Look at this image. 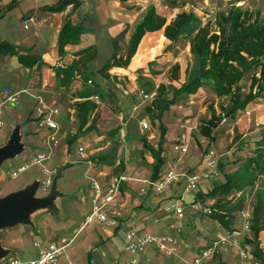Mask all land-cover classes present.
Instances as JSON below:
<instances>
[{
  "label": "rangeland",
  "instance_id": "obj_1",
  "mask_svg": "<svg viewBox=\"0 0 264 264\" xmlns=\"http://www.w3.org/2000/svg\"><path fill=\"white\" fill-rule=\"evenodd\" d=\"M56 1L58 0H13V2L8 3L3 8L5 10L0 12V15H3L0 18V43L15 45L14 51L16 54L37 56L39 58L40 43L36 41V26L34 23L29 22V17H35V20L39 23L44 16L50 22L51 16H47L49 12L42 11L41 6L30 8L36 2L45 4ZM86 1L88 4L85 7H81L77 11L76 17H74V24H80L83 29L79 42L80 46L78 45V47L94 46L96 55L92 60L85 63V67L81 68V71L87 72L88 79L91 80V84L87 85L89 87L97 86L100 90V95L103 97V99L98 97L96 102L97 109L90 117L87 125L91 126L90 130L83 129L79 132L76 118L73 116L72 120L69 119L70 112L67 111L74 103L72 98L75 96V92H79L83 88V81L75 80L72 83V87L70 85L65 92L56 87V82L52 87L46 86L43 90V82L47 81L49 85L51 79H53L51 72L41 71L43 67L41 68L40 65L32 68L25 67L17 63V56H10L0 52V93L4 95L15 94L18 98V102L13 104L4 114L5 127L0 131V147L6 145L16 127H19L22 137L21 142L24 146V150L20 155L12 160L3 162L0 166V198L23 189L27 183V185H30L33 181L43 180L46 177L42 172L43 167H45L50 171L51 184L54 179H57V189L63 194L60 198L63 199L62 202L60 203L57 199L55 204L60 203V206L65 208L66 204L74 201L79 203L82 196L85 198V203H90L88 198L90 193L89 179L86 174L85 162L75 161L71 170L62 168L56 161L55 156L42 165L33 163V158L38 153L47 151L42 144V133L36 131L35 109L37 98H42L47 104H52L54 100L58 104L57 106L61 110V118L59 120L61 142L69 147L70 155L75 157L76 147H83L86 149L89 161L92 164L108 165L111 167V174L114 176L122 175V172L127 169V173L124 172V174H129L132 177L136 176L140 171L150 168L145 157H149V154L146 153L147 151L143 147L141 137L146 138L150 133L154 132L158 135L161 133L160 123H152L155 111H148L152 102L143 101L139 91L156 93L160 86H164L167 89V98L170 99L173 95V88L179 89L196 71L195 60L189 52L187 41L180 40L179 43L171 45L166 53L163 51L169 45L168 41L164 42L157 54L153 56H149L150 51L147 50L145 52L146 58L141 61L139 66L133 69H129L130 65L126 69L111 68L104 77L99 72L103 65L112 57L115 48L119 56L125 55L127 44L134 29L141 23L150 8H154L158 15L165 18L166 24H169L180 13L176 12L177 8L184 5V2L192 3L191 1ZM202 1L196 0V4L200 5ZM9 5L13 7L6 12ZM230 9L248 13L259 12L261 17H263L264 0H215L205 7L203 14L196 12L191 14L197 19L196 21L200 27L209 21H213V17L216 14L227 12ZM42 12L46 15L43 16ZM71 15H73V12H71ZM25 26L26 29L24 28ZM159 34L163 35V30L150 36L157 38ZM49 37L52 38V34H49ZM75 54V48L66 51L60 68L69 66ZM176 64L179 65L178 80L173 81L171 72ZM54 69L56 68H52L53 73ZM46 73H49V75H46ZM252 75L253 72L244 74L239 82L238 85L242 95L249 92ZM179 104L181 109H177ZM170 107L171 110L167 114V118L168 121L172 119V123L166 121V126L162 125L164 132H166V140L163 144L167 155L171 160L173 159V162L174 160H181L179 154L174 152L172 145L177 142L178 138L176 137L181 132L180 130L184 134L185 128L175 129L173 123L179 121V124L183 125L185 120H189L186 128L191 129L189 130L191 136L190 145L196 146L198 153L202 154L207 149L213 148L220 156L219 177L214 181L213 186H219L223 182L224 175H226L224 173L228 172L231 191L226 196L206 194V197L203 196L199 199L204 200L206 203L208 202L206 199L211 200L212 202L207 203L208 205L218 211L220 209L222 215L223 212L225 213L230 231H227L228 229L224 227L222 228L212 216L196 213L190 208V204H185L182 233L180 235H176L173 231H168L167 233V235L179 241V250L175 253H177L176 256L178 255L181 258V262L173 257L171 259L173 261H169V264L175 263L174 261L176 260L177 264L191 261L200 251L211 247L219 237L227 236L232 231L239 232V235L229 240H235L242 249L247 250L253 258L251 261L264 264V249L262 250L260 247L259 236L254 241L252 230L247 233L243 232L240 218V212L248 210L252 216L251 227L257 223L259 227L264 228V180L258 177L260 174H263L261 176L264 177V160L261 161L262 163L257 162V158L253 156L257 154V151L245 152L246 147L241 146L237 150L233 148L235 150L231 152L228 156L229 158L224 159V162L222 154L231 149L239 136L237 131L235 132V129H233L235 141L233 140L230 143L228 137H223L225 132L234 128L232 116L226 113L230 107L229 97L217 98L205 86L196 97L189 98L184 96L183 98H178L176 103ZM236 113L249 115L248 112H245V109ZM223 119L226 121L223 122ZM142 122H147L149 126L151 124L150 131L140 133V124ZM213 122L215 123L212 131L217 128L215 134H213L214 130L212 133L213 137H203L200 133L201 128L210 129ZM161 137L163 136L161 135ZM241 151L245 152L240 153L241 156H246V158H240L237 155ZM192 155H194L193 148L190 147L188 157ZM252 156L253 158H250ZM173 165L169 170L173 168ZM178 165L176 166V171L179 173L185 163L182 161ZM20 166H27V168L16 178H10L11 170H16ZM60 174L63 175L61 178H59ZM213 186L210 187L209 192L213 189ZM245 187H249V189L247 188L245 193L240 194V190ZM131 189L135 195L141 194L137 185L132 186ZM181 189L184 192L183 185ZM46 195L47 193L43 194L39 190L36 193V197H45ZM85 207L79 223L73 226V230L74 228L78 229L83 223V215L86 212ZM255 210L258 211L257 222L255 221ZM30 221L31 225H17L0 231L1 245L4 249L10 251L7 259H35L37 248L33 244L35 242L39 243L40 239L43 238L42 235L58 236L59 234H65L72 236V230L67 231L65 229L67 224L59 214H53L50 211H39L31 215ZM90 229L91 226L85 228L82 234L77 237L73 246H77L81 242L83 234ZM44 231L46 234H44ZM255 246L259 248L262 254L263 259L260 261L256 260L252 255ZM216 253L217 255L214 258ZM155 256L160 257L157 254ZM165 262L166 260L164 259ZM208 262H212V264H242L233 246L218 248L216 252L211 254L207 264Z\"/></svg>",
  "mask_w": 264,
  "mask_h": 264
},
{
  "label": "trees",
  "instance_id": "obj_2",
  "mask_svg": "<svg viewBox=\"0 0 264 264\" xmlns=\"http://www.w3.org/2000/svg\"><path fill=\"white\" fill-rule=\"evenodd\" d=\"M69 4H73L72 10H76L80 6L79 2L62 0L58 7L50 10L61 11ZM196 20L193 14L180 12L169 24H166L165 18L158 15L154 8H150L141 23L134 29L127 44L125 55L119 56L115 48L112 57L100 69L101 76H106L111 68L126 69L130 65L129 69H133L139 66L141 61L146 58L145 52L147 50L150 51L149 56H153L157 54L166 41L169 42V45L164 49V53L168 51L171 45L179 43L180 40H185L189 45V52L195 60L196 71L179 89L173 88V95L170 99L167 98L166 87L160 86L157 89L151 108H148L149 112L155 111L153 120L160 121L163 113L174 105L178 98L195 95L199 89L205 86L217 98L229 97L230 107L226 111L227 115H233L237 111L245 109L249 103L264 93V16L261 17L259 12L248 13L230 9L227 12L216 14L214 21H209L204 26L199 27ZM82 30L80 24H73L70 18L65 19L57 38L58 55L61 59L66 55L65 48L67 46L79 44ZM160 30H163V35L159 34L157 38L150 36ZM15 48L13 45L0 43V52L17 56L20 65L30 68L37 65L44 66L37 56L16 54ZM95 55V47L90 46L76 53L75 59L69 66L54 69L57 87L66 89L77 79L83 81V88L75 97L80 101H75L71 105L79 132L83 129H91V126L87 125L90 117L96 111L97 105L90 98L97 96L103 99L97 86L89 87L87 85L89 81L87 72L81 71V68L85 67V63L92 60ZM249 72H253L251 86L249 92L242 95L238 84L243 75ZM171 73L172 80H178L179 65H174ZM214 123L211 124L210 129L201 128L200 133L203 137H211ZM160 127L161 133L164 134L163 127ZM141 140L143 147L155 160L154 172L156 173V170L162 165L158 152L161 151L164 141L161 138L159 149L156 151L146 144L143 137ZM230 191L231 182L227 179L225 184L213 188L207 195L220 194L226 196ZM197 197L202 198L203 196L197 195ZM254 214L257 222L258 211L255 210ZM211 216L222 227L228 229L227 231H230L225 214L216 213ZM251 230L253 240L256 241L264 228L255 223ZM252 255L256 260L263 259L259 248L256 246Z\"/></svg>",
  "mask_w": 264,
  "mask_h": 264
},
{
  "label": "crops",
  "instance_id": "obj_3",
  "mask_svg": "<svg viewBox=\"0 0 264 264\" xmlns=\"http://www.w3.org/2000/svg\"><path fill=\"white\" fill-rule=\"evenodd\" d=\"M73 1L79 2L77 0H73ZM189 1L196 4V0H189ZM10 2H13V0H0V12L2 10H5L3 9L4 6H7V4ZM61 2L62 0H58L54 3H45V4L44 3L40 4L36 2V4L30 8L32 9V8H36L37 6H41L42 11L45 10L49 12V14L51 13V15L47 14V16H51L50 22H48L49 19L44 16L46 14L42 12L44 16L42 18L43 20H41V22L39 23L37 21L36 23H34V25L36 26V37H37L36 41L40 43V47L38 51L39 52L38 54L40 55L39 59L42 61L44 65V66H41V68L43 67V70L41 71L51 72V77L53 78L51 79V82L49 85L47 84V81L43 82L42 84L43 90L46 88V86L52 87L53 85H55V82H56V79H54L55 73H53L52 68L60 67L61 63L63 62L62 60L63 58L61 59L58 55L57 38H58L59 31L65 19L70 18L71 22L74 24V17H76L77 11L81 7L83 6L85 7V5L88 4L87 1L84 0L82 2L80 1L81 3L79 2L80 6L76 10H72L73 4L67 5L61 11H51L50 10V9L58 7ZM208 4L209 3H205V1H202L200 6L205 5V7H207ZM12 7H13L12 5H9L6 9V12ZM71 12H73V15H71ZM180 12L182 11L180 10ZM46 22H48L47 25H45ZM49 34H52V38L49 37ZM78 45L80 46V44ZM78 45L67 46L65 50L69 51L72 48H75V52L78 53L90 47V46L78 47ZM74 59L75 57L72 60ZM46 75H49V73H46ZM56 87H57V83H56ZM70 87H72V83ZM57 88H60L63 92H65V90H67L68 87L66 89L61 88V87H57ZM201 90L202 89H199L198 93ZM79 92H75V96H73L72 101L74 102L80 101L79 99L75 98L77 97ZM198 93H196L195 95H188V97L194 98L198 95ZM52 104H55L56 106L58 105L55 100L52 102ZM177 107H178L177 109H181L180 104ZM170 110H171V107H169V109L163 113L160 121L153 120L152 123L158 122L160 123V126L162 125L166 126L165 125L166 121L171 122L172 120L171 119L168 121V118H167V114L170 113ZM67 111L73 112L74 110H72V108H69ZM245 112H248L249 115L235 113L231 115L232 118L230 117L231 119H233L232 121H234V124H233L234 128H232V130H228L227 132H225L223 137L224 138L228 137L229 142L232 143V141L234 140L233 129H235V132L237 131V134L239 136H238V140H236V142L231 147V149L228 150V152H225L222 154L223 160L225 158H229L228 156L231 154V152L235 150L233 148H236L237 150L241 146L246 147L245 152L246 151L247 152L257 151V154L255 153L256 155H253L254 157L257 158L256 159L257 162H261L264 160V144H262V142H264V93L259 98L255 99L252 103H250L245 108ZM187 122H189V120H185L183 125H180L179 121H175V123H173L175 129L185 128V131H184V134L186 136L185 146L187 148V151L186 153H183V154L177 152L181 159V160H178V164L180 165L182 161L185 163V165L182 166V169L179 172L180 174H184V175H189V174H192L200 170L201 164H202L201 163L202 156H203L202 153H198L197 151L198 149H196V146L190 145L191 136H190L189 130L191 129L186 128ZM150 129H151V124H150L149 130L144 131L140 129V133L148 132L150 131ZM216 130L217 128L213 129L214 133L213 131L211 132V137H213V134H215ZM36 131L39 132L38 130ZM180 131L182 133L179 132V135L176 138H178L181 134H183V131L182 130ZM161 135L163 137H161ZM42 137H43V133H42ZM161 138L163 141L166 140V132H164V134L160 133V135H158L156 132L150 133L146 138H144V140L147 145H149L150 147H152L153 149L157 151L159 149V143L161 142ZM189 146L193 148L194 155L188 157V154L190 151ZM78 147L80 146H77L76 148ZM68 148L69 147H67L66 144L64 145V143L61 142V137L59 133L58 146L52 151L50 158L55 156L56 161L58 162V164H60L62 168L66 170L68 169L71 170L73 169L72 166L74 165V162L75 161L78 162L80 160L78 159L76 155L77 150L75 152V157H74L73 155L69 154ZM245 152L241 151L237 155H239L240 158H246V156L242 157L240 154V153H245ZM146 153L149 154V157L145 156L147 158L148 164L150 165L149 169L140 171L139 173H137L136 176H132V177L129 174L128 175L126 174L127 176L124 174V172L127 173V169H126L122 172V175H120V177L123 178V181L121 182L120 191L118 192V195H117V198L114 204L116 207L120 208L121 213H122V218L117 227H107L100 223H93L91 225H88V226H91V229L88 232L83 234L81 242L77 246H73V243L76 241L77 237L82 234V231L85 228L88 227V226H83L84 220L78 229L74 228L73 230V226L79 223L81 219V214L84 211V207L86 206L85 207L86 212L83 215V218L85 219L87 214L90 212L91 203H85V198L82 196L80 198L79 203L74 201L70 204H66L64 206L65 208H62V206H60V203L62 202L63 199L59 198L58 200L60 203H56V206L58 208V214L59 216L62 217L64 222L67 224L65 229L67 231L72 230V234H71L72 236H69V235L67 236L65 234H59L58 236L42 235L43 238L40 239L41 241L38 243V245L43 246L45 244L51 243L53 241H56L60 238L65 237L71 240V242L65 248L64 252L60 256L59 258L60 264H90V261H93V264H122V263L127 262L130 259V256L123 251L126 232L129 229L134 228L138 236H142L145 234H151V235H156L159 237H165V236L171 237L167 235V233L168 231H172L169 228V226L174 224L176 219L173 216V214H166L163 211V206L168 203H172V202H178L185 206V204L189 205L191 204V202L197 199H200L197 197V195L206 197L205 195L208 194L210 187L213 186L214 181L211 183H206V182L202 183L198 187L197 191L191 192L190 194H187L182 191L181 188L183 184L181 181L173 186H169L162 195H157L154 192L152 185L156 183L160 178H162L164 174L167 173L169 168L173 165V163H176L177 160H174V162H173V159L171 160V158L167 155L166 151L164 150V144H163L161 151L158 152V157L162 161V165L159 166V169L156 170V173H155L154 172L155 160L153 159V157L150 155L148 151ZM253 156L250 158H253ZM82 162H85L86 164V174L88 175L87 177L89 180L92 178H95L101 183L106 184L109 178L113 176V174H111V167H109L108 165H104V164H99V165L92 164V162L89 161V156L87 158V161H82ZM185 171L186 173H184ZM224 174L226 175H224L223 182L219 186H221L222 184H225L227 179H229L227 175L229 173L227 172ZM60 175L61 176H59V178L63 176L62 174ZM261 175L263 174H260V176L258 177L264 180V177ZM135 185L138 186L141 194L135 195L132 192L131 187ZM215 187L216 185L213 186V188ZM247 188L249 189V187ZM247 188L246 187L243 188L242 190H240L239 193L240 194L245 193V190ZM192 193H195V194H192ZM88 198L90 201V193L88 195ZM206 201H208L207 203L212 202L211 200L209 201V199H206ZM223 214L225 213L223 212ZM44 234H46L45 231H44ZM258 236H259L258 240L261 243L260 247L263 250L264 249V230L261 231ZM173 240H174V243L170 245V247H172L176 252L179 250V241L175 240L174 238ZM155 254L160 255V257H156ZM197 255H195L194 258ZM216 255L217 253L214 254V258L216 257ZM178 257L179 256L177 255L175 258H177V260L179 259V262H181L180 260L181 258L180 257L178 258ZM164 259L166 260L165 263H164ZM171 259L172 258H167L163 254L159 253L156 249H154L153 246H149L146 248L145 253L141 260L143 263H146V264H169V261H173ZM177 260L174 262L176 263ZM24 261H28V260H24ZM183 263L186 264L188 262H183ZM208 264H212V262H208ZM247 264H252V263L249 262Z\"/></svg>",
  "mask_w": 264,
  "mask_h": 264
},
{
  "label": "built area",
  "instance_id": "obj_4",
  "mask_svg": "<svg viewBox=\"0 0 264 264\" xmlns=\"http://www.w3.org/2000/svg\"><path fill=\"white\" fill-rule=\"evenodd\" d=\"M84 1V0H77ZM205 3H211L215 0H203ZM184 5L179 6L176 12L185 13H199L203 14L205 5L200 6L194 3L184 2ZM207 6V5H206ZM214 21V17H213ZM211 21V22H213ZM30 23H36L35 17H29ZM26 29V26L24 27ZM88 85L91 84L89 80ZM140 97L143 101H152L156 96V93H148L144 91H139ZM90 100L95 103L98 100L97 96H93ZM18 102V98L15 94L4 95L0 93V131L5 127V122L3 120L5 112L10 109L13 104ZM37 105L35 109V120L37 130L43 133L42 144L46 147V152L38 153L33 158V163L42 165L50 159L52 151L58 146L59 143V118L61 117V110L55 104H47L42 98H37ZM74 116V111L70 112V118L72 120ZM226 120L223 119V122ZM142 130H149L150 126L147 122H142L140 124ZM186 136L181 134L178 137L177 142L173 145V150L179 153H186ZM77 157L80 161H87L88 155L83 147H78L76 152ZM220 156L218 152L213 149H207L202 156L201 169L189 174L184 175L176 171V166L178 161L174 163L173 168L169 170L162 178H160L156 183H154L153 189L157 195L163 194L165 190L171 186L182 181L184 186V192L190 194L191 192L197 191L198 187L206 182L211 183L215 181L219 176V162ZM27 166H20L16 170H11L9 176L10 178H16L21 172H23ZM42 172L45 174V178L39 181L38 190L43 194L49 192L51 186V179L49 178L50 171L43 167ZM123 178L120 176H111L106 184L101 183L95 178L89 180V190H90V212L84 219L83 226H88L93 223H100L107 227H117L122 218V213L120 208L115 206V200L117 198L118 192L120 191L121 182ZM190 208L196 212L207 216L213 214H222V212L212 208L205 201L195 200L189 205ZM163 211L166 214H173L176 221L174 224L170 225L169 228L176 234L180 235L182 233V220L185 217V206L178 202L168 203L163 206ZM241 224L243 232L247 233L251 230V213L248 210H243L240 212ZM239 235V232L232 231L228 233L227 236L219 237L211 247L200 251L199 254L193 258L190 262L186 264H207L211 254L216 252L218 248H224L225 246H233L236 249L237 255L241 260L242 264H247L251 262L252 264H258L256 261H251L253 258L249 255L250 253L242 249L233 240ZM233 238V241L229 239ZM71 240L68 238H60L51 243L45 244L43 246L34 243V247L37 248V256L35 259L24 261L17 258L7 259V257L0 261V264H60L59 258L64 252L65 248L70 244ZM174 243L172 237H159L156 235L145 234L138 236L135 229L131 228L126 232L125 243L123 246V251L130 256V259L122 264H146L142 262V257L145 250L149 246H153L159 253L163 254L167 258L176 257L175 250L170 247ZM93 264V261H90Z\"/></svg>",
  "mask_w": 264,
  "mask_h": 264
},
{
  "label": "water",
  "instance_id": "obj_5",
  "mask_svg": "<svg viewBox=\"0 0 264 264\" xmlns=\"http://www.w3.org/2000/svg\"><path fill=\"white\" fill-rule=\"evenodd\" d=\"M21 138L19 127H16L6 145L0 147V166L3 162L12 160L23 152L24 146ZM38 187L39 181H33L23 189L0 198V231L17 225H31V215L39 211L58 214L55 201L63 195L57 189V179H54L45 197H36ZM9 252L2 247L0 240V261L4 260Z\"/></svg>",
  "mask_w": 264,
  "mask_h": 264
}]
</instances>
